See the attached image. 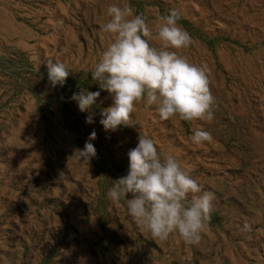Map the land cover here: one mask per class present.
Wrapping results in <instances>:
<instances>
[{
  "label": "rangeland",
  "instance_id": "obj_1",
  "mask_svg": "<svg viewBox=\"0 0 264 264\" xmlns=\"http://www.w3.org/2000/svg\"><path fill=\"white\" fill-rule=\"evenodd\" d=\"M111 4L143 14L158 49L159 18L180 10L195 43L167 50L210 68L213 122L162 120L141 101L136 125L103 129L112 98L91 73L112 42L101 31ZM49 60L69 70L63 86ZM81 88L101 91L93 124L71 99ZM196 129L213 141L195 144ZM93 130L96 156L69 158ZM140 134L215 193L199 244L153 238L129 215L131 194L108 198ZM0 264H264V0H0Z\"/></svg>",
  "mask_w": 264,
  "mask_h": 264
},
{
  "label": "clouds",
  "instance_id": "obj_2",
  "mask_svg": "<svg viewBox=\"0 0 264 264\" xmlns=\"http://www.w3.org/2000/svg\"><path fill=\"white\" fill-rule=\"evenodd\" d=\"M106 14L109 20L101 26V31L109 34L112 42L91 73L100 90L112 98V105L100 112L103 129L115 132L120 126L136 125L132 114L141 101L154 106L162 120L178 116L183 121L213 122L210 68L205 63H191L177 51L167 50L186 49L195 43L178 23L180 10L169 9L168 14L159 18L158 37L163 42L160 49L151 45L152 29L143 14H135L132 6L111 4ZM47 69L52 87L63 86L70 74L60 61L49 60ZM101 91L81 88L71 97L81 112L88 113L86 124L95 122L92 109ZM96 138L93 130L84 148H73L69 158L89 162L97 154L91 142ZM191 139L200 145L211 143L213 136L209 131L196 129ZM128 158V173L116 180L107 192L108 198L116 203L131 194L126 199L128 213L153 238L166 241L171 234L178 233L185 242L199 244L208 229L215 193L204 191L190 170L174 156L162 159L156 142L147 135L138 136V144L128 151ZM251 230L247 222L241 229Z\"/></svg>",
  "mask_w": 264,
  "mask_h": 264
},
{
  "label": "trees",
  "instance_id": "obj_3",
  "mask_svg": "<svg viewBox=\"0 0 264 264\" xmlns=\"http://www.w3.org/2000/svg\"><path fill=\"white\" fill-rule=\"evenodd\" d=\"M93 108L98 112L100 111V108L97 105H93Z\"/></svg>",
  "mask_w": 264,
  "mask_h": 264
}]
</instances>
